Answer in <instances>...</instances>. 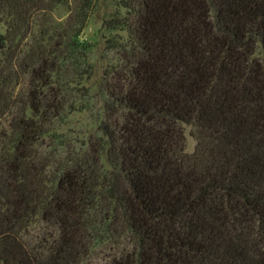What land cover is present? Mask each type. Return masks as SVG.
I'll return each instance as SVG.
<instances>
[{"label": "trees", "instance_id": "trees-1", "mask_svg": "<svg viewBox=\"0 0 264 264\" xmlns=\"http://www.w3.org/2000/svg\"><path fill=\"white\" fill-rule=\"evenodd\" d=\"M97 1L0 0V264H264V0H111L95 80Z\"/></svg>", "mask_w": 264, "mask_h": 264}, {"label": "rangeland", "instance_id": "rangeland-1", "mask_svg": "<svg viewBox=\"0 0 264 264\" xmlns=\"http://www.w3.org/2000/svg\"><path fill=\"white\" fill-rule=\"evenodd\" d=\"M111 9V0H98L90 19L81 32V38L93 45L91 60L96 67L95 80L99 78L101 68L104 64L101 57L103 38L106 36V32L104 31V20ZM56 16L63 19L65 14L60 10ZM1 31L2 26L0 25V32ZM94 125L90 113H73L68 117L67 122L62 126L60 131L65 133L66 138L69 140L75 139L76 141H84L87 137H90L91 133L94 131ZM183 127L186 145L185 151L191 153L195 145V140L189 133L190 127L185 125Z\"/></svg>", "mask_w": 264, "mask_h": 264}]
</instances>
